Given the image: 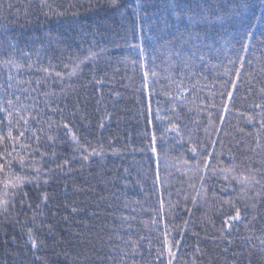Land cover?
<instances>
[{"label": "trees", "instance_id": "obj_1", "mask_svg": "<svg viewBox=\"0 0 264 264\" xmlns=\"http://www.w3.org/2000/svg\"><path fill=\"white\" fill-rule=\"evenodd\" d=\"M0 264H264V0H0Z\"/></svg>", "mask_w": 264, "mask_h": 264}, {"label": "snow or ice", "instance_id": "obj_2", "mask_svg": "<svg viewBox=\"0 0 264 264\" xmlns=\"http://www.w3.org/2000/svg\"><path fill=\"white\" fill-rule=\"evenodd\" d=\"M113 3H115V0H113ZM250 34V33H249ZM179 55V53H177ZM81 63H83V61H81ZM77 67H79V65H77ZM74 74V72L72 73ZM59 75V74H58ZM8 103L11 105L12 101L9 100ZM10 115V114H9ZM21 135H23V133H21ZM9 136H11V133H9ZM244 182H250L248 177H244ZM257 183H259V181H256ZM236 219L239 218V213H237V216L235 217ZM33 247H35V242H33Z\"/></svg>", "mask_w": 264, "mask_h": 264}]
</instances>
